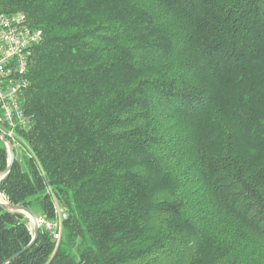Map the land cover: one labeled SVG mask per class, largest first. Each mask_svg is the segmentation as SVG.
Returning <instances> with one entry per match:
<instances>
[{
  "label": "trees",
  "instance_id": "trees-1",
  "mask_svg": "<svg viewBox=\"0 0 264 264\" xmlns=\"http://www.w3.org/2000/svg\"><path fill=\"white\" fill-rule=\"evenodd\" d=\"M41 32L7 264H264V0H0ZM19 151L16 156L15 150ZM0 140V174L8 165ZM0 205V264L31 242Z\"/></svg>",
  "mask_w": 264,
  "mask_h": 264
},
{
  "label": "built area",
  "instance_id": "built-area-1",
  "mask_svg": "<svg viewBox=\"0 0 264 264\" xmlns=\"http://www.w3.org/2000/svg\"><path fill=\"white\" fill-rule=\"evenodd\" d=\"M40 37L41 32L28 24L23 13L0 11V135L10 144L18 130L24 132L30 127L24 109L27 63ZM55 208L54 222L43 217L37 222L59 242L66 214L59 206Z\"/></svg>",
  "mask_w": 264,
  "mask_h": 264
},
{
  "label": "water",
  "instance_id": "water-1",
  "mask_svg": "<svg viewBox=\"0 0 264 264\" xmlns=\"http://www.w3.org/2000/svg\"><path fill=\"white\" fill-rule=\"evenodd\" d=\"M0 140L2 141V143L6 144V149L8 152V156H9V160H8V165L5 169V171L3 173L0 174V180L1 178H3L12 168L14 159H15V154H14V149L12 147V145L5 139V137L0 135ZM0 205H4L6 209H8L9 211H15V212H20V213H24L29 220L32 222V226H33V237L31 239V242L27 245V247H25L24 249H22L21 251H19L18 253L14 254L13 256H11L5 263L3 264H7L8 262L14 260L15 258H17L18 256H20L22 253H24L26 250H28L35 242L37 236H38V229H39V225L37 222V218L35 217V215L29 211L28 209L22 207V206H13V205H7L0 203Z\"/></svg>",
  "mask_w": 264,
  "mask_h": 264
},
{
  "label": "rangeland",
  "instance_id": "rangeland-1",
  "mask_svg": "<svg viewBox=\"0 0 264 264\" xmlns=\"http://www.w3.org/2000/svg\"><path fill=\"white\" fill-rule=\"evenodd\" d=\"M15 153H16V156L19 155V151L17 149L15 150ZM0 203L5 204L1 196H0ZM26 218L29 220L27 216ZM29 224H30L31 229H33L32 222L30 220H29Z\"/></svg>",
  "mask_w": 264,
  "mask_h": 264
}]
</instances>
